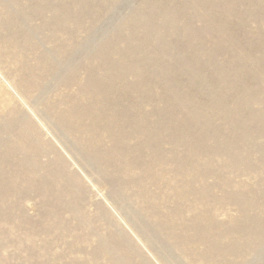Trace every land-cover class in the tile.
<instances>
[{
  "label": "rangeland",
  "instance_id": "1",
  "mask_svg": "<svg viewBox=\"0 0 264 264\" xmlns=\"http://www.w3.org/2000/svg\"><path fill=\"white\" fill-rule=\"evenodd\" d=\"M0 264H264V0H0Z\"/></svg>",
  "mask_w": 264,
  "mask_h": 264
}]
</instances>
